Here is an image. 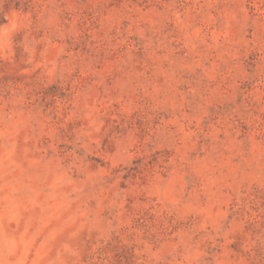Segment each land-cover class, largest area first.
<instances>
[{
    "label": "rangeland",
    "instance_id": "374dc122",
    "mask_svg": "<svg viewBox=\"0 0 264 264\" xmlns=\"http://www.w3.org/2000/svg\"><path fill=\"white\" fill-rule=\"evenodd\" d=\"M0 264H264V0H0Z\"/></svg>",
    "mask_w": 264,
    "mask_h": 264
}]
</instances>
